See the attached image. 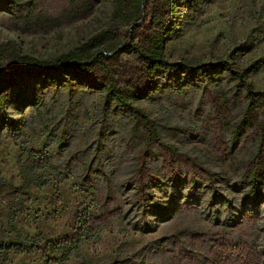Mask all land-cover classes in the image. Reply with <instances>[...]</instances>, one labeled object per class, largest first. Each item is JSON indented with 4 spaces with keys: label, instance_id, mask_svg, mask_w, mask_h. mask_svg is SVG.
I'll list each match as a JSON object with an SVG mask.
<instances>
[{
    "label": "rangeland",
    "instance_id": "374dc122",
    "mask_svg": "<svg viewBox=\"0 0 264 264\" xmlns=\"http://www.w3.org/2000/svg\"><path fill=\"white\" fill-rule=\"evenodd\" d=\"M111 10L112 0H0V45L51 61L104 29ZM164 52L170 63L225 64L208 78L156 71L147 100L130 105L153 124L156 140L175 152L173 177L157 147L134 137L139 123L128 109L73 76H23L8 87L0 108V182L20 184L28 152L48 155L49 167L35 172L45 185L32 187L29 196L0 194L1 232L7 234L10 222L23 238L39 232L46 239L37 250L8 254L5 264L56 258L57 241L86 213L110 216L61 264H182L172 248L176 232L186 230L178 245L186 252L189 236L233 229L246 212L255 225L243 242L254 248L255 264H264V165L252 169L251 163L260 116L255 107L244 109L247 87L264 97V0H177ZM106 63L122 84L135 60L122 54ZM230 71L246 77L241 81ZM142 154L144 169L158 182L148 190L146 211L136 203L134 179ZM194 254L199 262L206 259L198 248Z\"/></svg>",
    "mask_w": 264,
    "mask_h": 264
},
{
    "label": "trees",
    "instance_id": "16d2710c",
    "mask_svg": "<svg viewBox=\"0 0 264 264\" xmlns=\"http://www.w3.org/2000/svg\"><path fill=\"white\" fill-rule=\"evenodd\" d=\"M177 0H112V10L109 21L104 29L97 32L87 41L74 49L61 54L51 61H39L28 56L17 55L9 45H0V108L1 100L8 87L23 76L40 77L45 74H58L61 77L73 76L84 83L88 89L103 93L118 109H128L129 115L139 123V132L135 138L146 146L152 142L160 152L166 173L174 176L176 156L173 149L156 140L153 124L138 108L130 106L147 100L152 91V74L156 71L173 70L191 71L195 75L208 78L213 70L224 66L223 63L200 64L196 60H180L170 63L164 52V43L171 33L173 20L176 16ZM133 57L135 64L127 78L119 84L107 61L120 55ZM3 60L8 65H4ZM97 69L98 77L93 70ZM231 76L245 79L244 73L230 71ZM245 96L246 111L256 108L260 119L255 126L258 139L255 153L252 157V169L259 163L264 165V97L247 87ZM5 112L2 113L3 118ZM216 127H213L215 130ZM212 143L222 151V143L213 133ZM30 154L24 165L19 167L20 184L16 187L0 182V194L5 192L8 197L21 198L30 195V189L40 188L45 182L35 174L41 168L49 167V157L46 154L28 152ZM72 163L74 155H69ZM138 171L134 175L136 186V203L146 211L150 204L149 189H156L158 182L144 169V155L138 157ZM250 165V164H249ZM53 169V168H52ZM251 169V170H252ZM255 181H251V190ZM84 183L89 185L87 178ZM253 192V191H252ZM254 194V193H252ZM144 209V210H143ZM13 218L14 214H9ZM110 216H93L86 213L76 221L72 232L59 239L55 245L58 252L56 258H48L44 264H61L66 261L72 248L86 238L96 224H101ZM11 220V219H10ZM255 225L249 212L243 213L235 228L216 227L210 231L200 232L188 237V251L181 250L179 239L187 237L186 230H179L172 239L175 258L182 264H255V251L251 245L243 242L250 235L248 231ZM46 239L36 232L34 237L23 238L9 222L7 234L0 231V264L6 263L8 254H21L28 250H37L39 244H45ZM178 247V248H177ZM204 252L206 259L199 262L194 250ZM108 264H125L114 260Z\"/></svg>",
    "mask_w": 264,
    "mask_h": 264
}]
</instances>
